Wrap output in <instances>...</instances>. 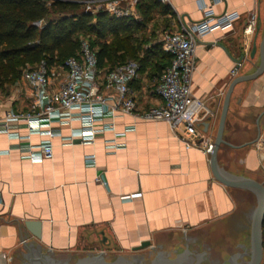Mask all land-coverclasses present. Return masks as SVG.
Wrapping results in <instances>:
<instances>
[{"label":"crops","instance_id":"obj_1","mask_svg":"<svg viewBox=\"0 0 264 264\" xmlns=\"http://www.w3.org/2000/svg\"><path fill=\"white\" fill-rule=\"evenodd\" d=\"M165 3L174 12L164 16L169 18L167 31H176L180 19L200 20L201 5L212 0ZM212 8L216 14L237 11L239 18L231 29L210 32L195 45L191 91L211 111L196 129L211 142L231 80L259 63L264 0H222ZM251 13L256 26L245 33ZM238 60L241 65L232 74ZM20 77L0 91V123L10 110L29 109V92ZM157 81L156 75L139 72L130 82L135 113L117 114L114 130L98 131L92 142H82L89 136L78 119L62 124L54 115L50 122L41 120L36 130L10 119L8 132L0 124V264H11L13 249L33 238L49 251L139 252L135 247L146 241L150 244L143 249L154 248V232L193 230L235 209L225 186L212 178L201 145L187 148L179 130L166 121L139 117L159 103ZM71 133L82 138L70 142ZM223 138L239 147L221 145L218 163L264 179V71L234 86ZM45 142L52 145V157L30 160L23 148ZM26 221L38 223L32 230L39 237Z\"/></svg>","mask_w":264,"mask_h":264},{"label":"built area","instance_id":"obj_2","mask_svg":"<svg viewBox=\"0 0 264 264\" xmlns=\"http://www.w3.org/2000/svg\"><path fill=\"white\" fill-rule=\"evenodd\" d=\"M46 1L49 4L53 0ZM138 1L84 0V5L85 10L92 14L101 10L116 18H136ZM160 1L165 3L167 0ZM221 1L212 0L208 5L203 3V17L200 20L187 22L180 19L178 30L163 33L160 39L161 49L171 55V62L154 88L159 103L139 115L144 119L166 121L171 129L179 130L187 148L201 145L207 154L213 143L200 138L196 124L211 111L202 99L192 94L191 82L197 41L215 30L231 29L239 18L237 11L214 13L212 7ZM41 24V21L37 22V25ZM255 26L256 15L251 13L243 31L251 33ZM240 65L239 63L233 68L231 73L235 74ZM139 69V62L129 59L102 72L97 66L94 50L86 39H82L78 54L67 58L63 63L49 66L46 60L41 59L22 71L20 80L24 81L29 92V109L26 112H6L0 123L1 127L8 132L7 121L14 119L24 121L29 130H36L41 120L50 122L55 115L62 124L78 119L89 136V139H82V142H92L98 131L114 130L113 119L117 114L135 113L136 104L130 82L138 77ZM107 120L109 122H105ZM49 134L52 135L53 131L49 130ZM78 138H82L80 133H71L68 141ZM23 150L30 160L51 158L53 155L50 142L37 146L27 145Z\"/></svg>","mask_w":264,"mask_h":264},{"label":"trees","instance_id":"obj_3","mask_svg":"<svg viewBox=\"0 0 264 264\" xmlns=\"http://www.w3.org/2000/svg\"><path fill=\"white\" fill-rule=\"evenodd\" d=\"M84 0H0V91L12 85L21 75V68L41 59L49 66L76 56L81 40L86 39L94 50L97 66L107 72L129 59L139 62L143 71L151 55L155 56L153 73L159 79L171 62V55L161 45L149 44L136 37L153 18L174 15L171 7L160 0H139L141 17L116 18L106 11L92 14L82 6ZM42 22L37 25V22ZM108 36L111 39L108 40ZM145 56H139L142 46ZM158 82V81H157ZM264 260V223H263Z\"/></svg>","mask_w":264,"mask_h":264},{"label":"water","instance_id":"obj_4","mask_svg":"<svg viewBox=\"0 0 264 264\" xmlns=\"http://www.w3.org/2000/svg\"><path fill=\"white\" fill-rule=\"evenodd\" d=\"M253 44L251 57L255 54ZM259 63L254 71L234 77L224 95L219 116L216 135H211L213 145L208 152L210 172L213 179L225 186L235 202V209L211 222L193 230H165L153 233L154 248L141 252H93V251H49L34 238L23 242L11 252V264H59L61 257H74L72 262L65 264H132L126 257L146 255L148 251L157 250L154 257H165L167 253L182 257L186 253H203L213 257H249L246 264H264L263 260V223H264V179L244 173L237 174L226 169L222 162L218 163V150L221 145L229 144L223 138L224 126L233 88L236 84L250 81L264 71V31L258 44ZM242 54L240 60L244 59ZM240 60L237 61L238 65ZM26 227L36 236L39 233L32 230L38 225L26 221ZM149 241L135 247L140 250L149 246ZM106 257L114 258L107 260ZM158 264V263H157ZM173 264H181L178 259Z\"/></svg>","mask_w":264,"mask_h":264},{"label":"flooded vegetation","instance_id":"obj_5","mask_svg":"<svg viewBox=\"0 0 264 264\" xmlns=\"http://www.w3.org/2000/svg\"><path fill=\"white\" fill-rule=\"evenodd\" d=\"M157 253L156 249L148 251L146 255H139V256H131L126 257L129 259L132 264H173L178 259L180 260L181 264H246L249 257H213L211 255L197 253V254H190L186 253L182 257H177V253H167L165 257H154ZM74 257H61V262L59 264H65L66 261L72 262ZM114 258L106 257L107 260H113ZM29 261L27 259V263ZM31 264H38L36 262H32Z\"/></svg>","mask_w":264,"mask_h":264},{"label":"rangeland","instance_id":"obj_6","mask_svg":"<svg viewBox=\"0 0 264 264\" xmlns=\"http://www.w3.org/2000/svg\"><path fill=\"white\" fill-rule=\"evenodd\" d=\"M84 9H86L85 5L82 6ZM109 15L110 13L107 12ZM141 17L138 15V17H136L135 19L139 20ZM169 18H165L164 16L160 15L159 13H157L156 11L153 14V18L150 22H148V24L141 29L140 31H138L136 33V37H139L141 39H147L148 43L153 44V45H159L160 44V39H161V34H163L165 31H167L169 29ZM111 39V36H108V40ZM144 48H146V46H142V48L139 51V56H145V52H144ZM155 56L151 55L148 59V62L150 64H147L145 69L142 71L144 72L146 75H150L153 73V69L151 68L152 65L154 64L155 61ZM30 66V64L26 63L22 68H21V73L22 71H24L26 68H28ZM5 90L8 89V85H5ZM145 249H141L139 252L143 251ZM97 252V251H94ZM108 252H119L117 250H112L109 249ZM120 253H132V252H120Z\"/></svg>","mask_w":264,"mask_h":264}]
</instances>
